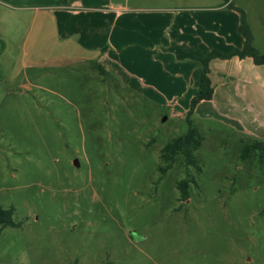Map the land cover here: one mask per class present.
<instances>
[{"label":"rangeland","instance_id":"374dc122","mask_svg":"<svg viewBox=\"0 0 264 264\" xmlns=\"http://www.w3.org/2000/svg\"><path fill=\"white\" fill-rule=\"evenodd\" d=\"M72 2L0 0V264H264V64L218 54L242 47L236 9L264 54V0H122L98 53L65 35ZM205 64L224 94L167 168Z\"/></svg>","mask_w":264,"mask_h":264},{"label":"trees","instance_id":"16d2710c","mask_svg":"<svg viewBox=\"0 0 264 264\" xmlns=\"http://www.w3.org/2000/svg\"><path fill=\"white\" fill-rule=\"evenodd\" d=\"M230 5V4H228ZM239 12V31L243 36V43L241 49H236L230 53L222 54L218 53L224 58H229L231 56H238L239 58L250 57L255 64H264V54L258 52V50L253 46V35L252 32L246 22V18L243 10L236 9ZM214 53V55H218ZM206 60V59H205ZM204 61V60H203ZM206 66V64H205ZM207 66L203 69L197 90L194 92L193 97L190 100V109L188 111V119L187 124L188 128L186 131L173 138L170 142L166 144L162 151V157L168 161L170 166L171 163L174 162L176 156L180 154L186 164L195 163L193 153L198 148L201 143V137L196 129L193 126L192 121L189 116L193 112V109L196 105L204 100H210L213 94V86L208 77ZM251 147H261L260 150H264V143L262 141L255 142ZM248 148L245 149L247 151ZM166 169H163V172ZM179 188L181 189V197L185 199L187 197V179H183L178 183ZM18 224L12 220V209H2L0 208V230L4 227L8 226H17Z\"/></svg>","mask_w":264,"mask_h":264},{"label":"crops","instance_id":"0c3cea01","mask_svg":"<svg viewBox=\"0 0 264 264\" xmlns=\"http://www.w3.org/2000/svg\"><path fill=\"white\" fill-rule=\"evenodd\" d=\"M120 1L122 0H93L92 2H89V0H74V2H72L76 5V8H74V10H78L80 12L79 13L80 15L77 17L83 16V17H80V23H79L80 30L79 32L75 31V32H70L66 34L67 29L65 28L64 30L65 35H67L68 37L82 35L84 38V41L82 44H78V46H80L83 51L88 52V53L96 52V51L97 53L100 52V47L103 46V45H100V42L102 41L106 43L108 42V44H104L105 49H109L108 52L111 50L113 51L117 50L118 48L111 42V40L107 41L104 37L107 34V32L109 33L110 36L113 35L115 31L117 32L118 22L122 20L126 15V14H122V11L125 10L127 7L122 5L125 3L120 2ZM227 4H228V1H226L224 4H221L220 7H225ZM50 7L53 8L55 6L51 5ZM65 7L68 8L69 6L66 5ZM124 26H126L125 23H124ZM59 32H63V30L61 29L58 31V33ZM97 35L99 37H97ZM101 37L104 40L101 39ZM161 49L163 50V48ZM161 55L163 57L170 56V55H167L165 52H163ZM246 59H251V58L245 57L243 60L239 62V64L248 63L249 66H251V64ZM197 79H198L197 73H193L192 78H190V82H189L192 84L191 85L192 89L190 92H192L195 86L199 84ZM218 88L219 87H217L216 89ZM218 94L220 96H223L224 93L216 91L214 88L211 100L215 99ZM250 130L252 132L251 128Z\"/></svg>","mask_w":264,"mask_h":264}]
</instances>
